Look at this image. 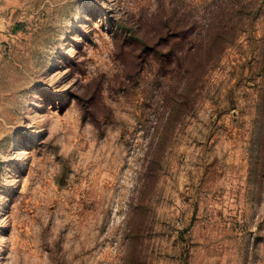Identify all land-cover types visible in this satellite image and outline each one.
Returning a JSON list of instances; mask_svg holds the SVG:
<instances>
[{"label": "rangeland", "instance_id": "1", "mask_svg": "<svg viewBox=\"0 0 264 264\" xmlns=\"http://www.w3.org/2000/svg\"><path fill=\"white\" fill-rule=\"evenodd\" d=\"M12 4L0 264H264V0Z\"/></svg>", "mask_w": 264, "mask_h": 264}, {"label": "crops", "instance_id": "2", "mask_svg": "<svg viewBox=\"0 0 264 264\" xmlns=\"http://www.w3.org/2000/svg\"><path fill=\"white\" fill-rule=\"evenodd\" d=\"M13 0H0V58L3 55L5 43L13 32V16L17 9L13 8Z\"/></svg>", "mask_w": 264, "mask_h": 264}, {"label": "bare ground", "instance_id": "3", "mask_svg": "<svg viewBox=\"0 0 264 264\" xmlns=\"http://www.w3.org/2000/svg\"><path fill=\"white\" fill-rule=\"evenodd\" d=\"M81 14V13H80ZM81 16V15H80ZM81 17H83V16H81Z\"/></svg>", "mask_w": 264, "mask_h": 264}]
</instances>
